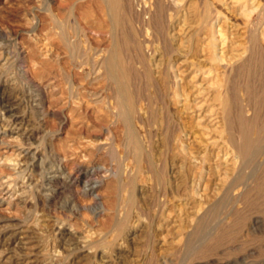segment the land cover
I'll list each match as a JSON object with an SVG mask.
<instances>
[{"label":"rangeland","instance_id":"rangeland-1","mask_svg":"<svg viewBox=\"0 0 264 264\" xmlns=\"http://www.w3.org/2000/svg\"><path fill=\"white\" fill-rule=\"evenodd\" d=\"M143 1L0 0V264H264V0Z\"/></svg>","mask_w":264,"mask_h":264},{"label":"bare ground","instance_id":"bare-ground-1","mask_svg":"<svg viewBox=\"0 0 264 264\" xmlns=\"http://www.w3.org/2000/svg\"><path fill=\"white\" fill-rule=\"evenodd\" d=\"M135 1V0H134ZM137 1V0H136ZM143 0H141L142 2ZM96 8L98 10L97 13L99 14H102V16H106L108 18V20L110 21H114V18H115V14H116V10L120 4V0H96ZM144 2V1H143ZM142 2V3H143ZM234 2V1H233ZM239 2V1H238ZM252 2V1H251ZM145 3V2H144ZM248 3V2H247ZM138 4V3H137ZM169 4V7H172V8H177V0H168V3ZM141 5V4H140ZM140 5H139V8H140ZM258 5H256L257 7ZM134 7V6H133ZM137 7V5H136ZM135 7V8H136ZM158 7V6H157ZM255 8V7H254ZM138 9V7H137ZM134 10V9H133ZM252 10V9H251ZM261 9H259V7H257L255 9V11H260ZM135 11V10H134ZM141 14H148V12L150 13V10L147 11L146 9V6L143 5V7L141 6L140 10H138ZM159 11V10H158ZM249 11V10H248ZM251 12V11H250ZM137 13V12H136ZM87 14H85L86 16ZM90 15H88L86 18H88ZM92 16V15H91ZM101 16V15H100ZM134 16V15H133ZM143 16V15H142ZM147 16V15H145ZM141 17V16H140ZM151 17V16H150ZM91 18V17H90ZM146 18V17H145ZM155 19V18H154ZM103 20V19H101ZM97 21V20H96ZM145 21V20H144ZM102 22V21H100ZM105 22V20H104ZM107 22V21H106ZM99 23V22H98ZM100 24V23H99ZM102 24V23H101ZM144 24V23H143ZM112 25V24H111ZM113 26V25H112ZM99 27V26H98ZM152 27V26H151ZM100 29V28H99ZM150 33V32H149ZM146 35V34H145ZM147 35H149L147 33ZM146 38V36H145ZM151 38V37H149ZM222 39V38H221ZM217 42V41H216ZM219 42V41H218ZM222 44V43H221ZM216 47V46H215ZM223 47V46H222ZM114 50V49H113ZM148 50V49H146ZM214 51V50H213ZM118 52H114L110 58H105V59H101V61L99 62L100 64V67L99 68H105L106 69V72L111 76V77H114L116 75V72H120L122 73V71H120L122 69V64L120 63L118 57H119V54L116 55ZM242 56L244 54H241ZM240 55V56H241ZM118 56V57H117ZM104 57V56H103ZM107 57V56H106ZM217 57V56H216ZM220 58V57H219ZM221 64V63H220ZM225 64V63H224ZM119 75V74H118ZM124 75V74H123ZM121 76V75H120ZM119 79V78H118ZM125 80V79H124ZM123 80V82H124ZM127 83V82H126ZM120 84V83H119ZM118 85V84H117ZM127 91V90H126ZM122 94V93H121ZM124 97V95H123ZM123 111L124 113H126V115H131L134 113V107H133V103L132 101L126 97H124V104H123ZM137 105V104H136ZM115 108V107H114ZM229 106H228V103L227 102H222V113H223V116L224 118L229 122V117L230 116V111H229ZM118 111V110H117ZM117 116V115H116ZM235 118V117H234ZM130 123V122H129ZM237 125V124H236ZM238 126V125H237ZM130 127V126H129ZM128 129V128H127ZM237 134V133H236ZM235 135V133H234ZM238 138V137H237ZM229 139H230V142L233 144V146L236 148L235 146V141L233 140L232 136L229 134ZM131 143L135 149V153H136V157L137 158H140L142 157V147H141V143L139 142V140L132 136V139H131ZM238 149V152H240V154H245L246 153V147H237ZM17 157V156H16ZM9 160V159H8ZM151 161L149 162V165L152 167L154 164H153V159H150ZM147 161V160H146ZM156 165V164H155ZM135 228V226H134ZM87 241V240H86Z\"/></svg>","mask_w":264,"mask_h":264}]
</instances>
